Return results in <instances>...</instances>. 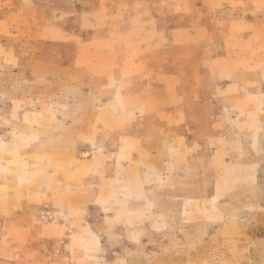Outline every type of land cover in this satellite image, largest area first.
Returning <instances> with one entry per match:
<instances>
[{"label": "rangeland", "instance_id": "rangeland-1", "mask_svg": "<svg viewBox=\"0 0 264 264\" xmlns=\"http://www.w3.org/2000/svg\"><path fill=\"white\" fill-rule=\"evenodd\" d=\"M0 264H264V0H0Z\"/></svg>", "mask_w": 264, "mask_h": 264}]
</instances>
